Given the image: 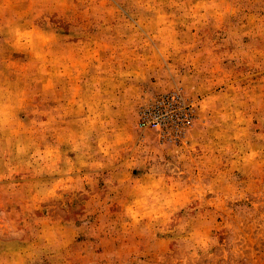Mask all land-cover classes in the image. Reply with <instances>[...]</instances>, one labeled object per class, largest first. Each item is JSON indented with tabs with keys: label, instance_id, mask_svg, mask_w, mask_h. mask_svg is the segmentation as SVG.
Returning <instances> with one entry per match:
<instances>
[{
	"label": "rangeland",
	"instance_id": "rangeland-1",
	"mask_svg": "<svg viewBox=\"0 0 264 264\" xmlns=\"http://www.w3.org/2000/svg\"><path fill=\"white\" fill-rule=\"evenodd\" d=\"M0 264H264V0H0Z\"/></svg>",
	"mask_w": 264,
	"mask_h": 264
},
{
	"label": "built area",
	"instance_id": "built-area-1",
	"mask_svg": "<svg viewBox=\"0 0 264 264\" xmlns=\"http://www.w3.org/2000/svg\"><path fill=\"white\" fill-rule=\"evenodd\" d=\"M161 121H162V119L161 118H158V120H156V121L153 122V125L154 126L160 125L161 124Z\"/></svg>",
	"mask_w": 264,
	"mask_h": 264
}]
</instances>
